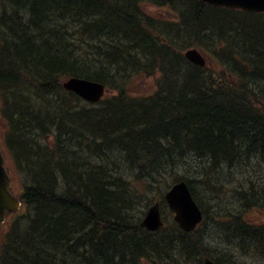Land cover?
I'll return each mask as SVG.
<instances>
[{"label": "trees", "instance_id": "1", "mask_svg": "<svg viewBox=\"0 0 264 264\" xmlns=\"http://www.w3.org/2000/svg\"><path fill=\"white\" fill-rule=\"evenodd\" d=\"M148 6L175 21L151 23ZM155 23H169L175 40ZM195 40L212 49L217 71L185 61ZM68 77L110 94L85 105L63 90ZM137 78L151 92H133ZM0 121L22 203L0 232V264H200L209 253L200 229L150 233L136 215L150 191L139 174L149 186L156 174L172 179L159 195L185 182L202 207L188 180L194 160V176L208 183L196 189L208 196L210 169L231 172L236 206L217 188L204 198L218 201L213 219H232L220 229L232 247L264 264V194H249L264 184L250 176L264 162V14L199 0H0ZM242 166L251 172L235 184Z\"/></svg>", "mask_w": 264, "mask_h": 264}, {"label": "rangeland", "instance_id": "2", "mask_svg": "<svg viewBox=\"0 0 264 264\" xmlns=\"http://www.w3.org/2000/svg\"><path fill=\"white\" fill-rule=\"evenodd\" d=\"M155 13L154 14H151L153 16H156L162 20H158V19H155L154 17H152L151 15H147L148 19L151 20V23L154 22V20H157V21H160V22H164V21H168V20H165V19H171V15L169 13H167L168 11L164 8H161V7H154L153 8ZM155 26H158L160 27L159 28V31L158 33H161V34H164V33H169L171 35L170 39L171 40H175V37H173L175 35V29H171V25L169 23H167V26H165V24H159V23H155L154 24ZM189 25V24H188ZM179 36L181 38V40H179L180 42L184 41L185 40V37L182 33H179ZM57 40V39H56ZM199 40H196L193 41L194 43H200L199 45L196 44V47L198 49V51L201 52V54L205 57L206 59V62L207 65H206V69L207 70H210L211 68H215L214 71H217V66L215 65V62H216V58L212 52V49L209 48V46H207L205 43L203 44V40H201L200 42H198ZM205 46V48H204ZM212 71V70H211ZM209 72V71H208ZM135 85L138 89H140V91H146V87L150 84V82H146L143 80V78H137L135 80ZM138 83V84H137ZM130 92H132V90H130ZM262 103V102H261ZM257 159H260L262 158L261 156V152L257 151ZM159 155V154H158ZM7 161H8V156H7ZM9 164V162H8ZM163 164V163H161ZM191 165H192V168L190 167V170L189 172L191 174H193V176H191V179H188V180H192V181H195V185H194V188H195V191H196V198H199L200 201L202 202V204L205 206V208L208 210V217L207 220H208V223L209 224H214V225H217V226H220L221 229H226V227L228 226V224H230L231 220L229 215H226L224 217H221L220 219H213V211L214 209L216 208L215 205H217L216 202H218L217 200H215L214 202L213 201H209V200H206L204 197H215L217 195V191L214 189V188H217V190L220 192V193H224L230 197H234V198H237L236 194H234V189H235V186L234 185H231V182H230V174L231 172H226L225 170H220L219 167L216 169V170H212L210 169V173L211 176L209 178V180H207L210 185L213 186L211 190V193L210 195L208 196V194H205V192H202L201 190H197V186L199 187V185L201 186H205V185H208L207 184H204L203 182H201V180L197 177V176H194V174L196 173V168L199 167V163L197 160H194V162L192 161L191 162ZM247 171V175L251 172V169L252 168H238L235 172V176L236 178L234 179V182L235 184L236 183H244L245 182V178H246V175H243V173L245 172V170ZM194 170V173L192 172ZM126 173H130V172H126ZM149 173L153 175V172L149 170ZM263 174V176L260 177V175ZM142 174H139V180H140V186L147 189V190H150L148 192V197H149V200L147 203H150L151 200H153L154 198H157L158 196V193L154 190H158L160 188H163V183L165 181H171L172 179L171 178H168L167 180H163V178L161 177V174H156L154 176V179L156 180L154 183H152L151 186H149V182L148 180L144 179V177L140 176ZM251 181H254V180H258V178H262L264 180V172H262L261 168L260 169H257L255 168L253 170V172H251ZM200 186V187H201ZM241 187H245L246 186H242L240 185ZM239 187V186H238ZM252 193L249 192L250 196L251 194L254 195L255 198H260V196L262 194H264V184L261 185V188H258V189H254V190H251ZM165 193V192H163ZM231 205H234L236 206L237 204H234V203H231ZM138 208H143V206H139ZM229 209V208H227ZM136 214V213H135ZM137 216L140 217L139 214H136ZM229 217V218H228ZM174 226L171 227V229L173 228ZM214 228L215 226H209L208 227V230H209V233L208 235H206L204 238H202L203 242H206L208 244H211L212 246H215L218 248V251L221 252H225L226 251V248H223V250L221 249L223 247V244L221 243L220 239H221V236H217V234H215L214 232ZM218 231H220L219 229H217ZM224 234L227 235V238L229 241H231V243L229 244V247H232L234 245V239H231L232 235L227 233L226 230L223 231ZM1 237H0V246H1ZM245 245L247 247H250L249 243H245ZM176 247L177 249L180 251L181 249V244L179 241H176ZM245 246H241L239 250H235V248L233 247V250L230 249L229 251V254H231V256H228V259L229 261L226 262L227 264H258L255 260H250L248 259V257H252V256H249V255H244L246 253V251L243 250ZM241 250V252H240ZM222 253V252H221ZM248 253V252H247ZM223 254V253H222ZM228 254V255H229ZM222 256V255H221ZM221 256H219L220 259ZM260 263V262H259Z\"/></svg>", "mask_w": 264, "mask_h": 264}, {"label": "water", "instance_id": "3", "mask_svg": "<svg viewBox=\"0 0 264 264\" xmlns=\"http://www.w3.org/2000/svg\"><path fill=\"white\" fill-rule=\"evenodd\" d=\"M204 3L226 8H237L249 12H264V0H201ZM186 58L199 66L204 65V61L199 53L190 50L185 53ZM67 90H73L79 97L86 100L97 101L103 95L104 87L98 83H92L87 80L71 78L65 84ZM4 160L0 151V228L4 220L5 212H17L19 209L18 200L9 192L11 188L10 180L4 169ZM166 201L169 208L175 213V222L185 231H191L195 223L199 220L197 208L184 183H178L173 186L166 195ZM159 208L154 206L147 214L142 223L148 230H156L161 226ZM204 264H212L210 260L205 259Z\"/></svg>", "mask_w": 264, "mask_h": 264}, {"label": "bare ground", "instance_id": "4", "mask_svg": "<svg viewBox=\"0 0 264 264\" xmlns=\"http://www.w3.org/2000/svg\"><path fill=\"white\" fill-rule=\"evenodd\" d=\"M185 42H187L186 40H184V43ZM190 50H195V51H197V47H194V46H188L187 48H185L184 50H183V52H182V56H183V58L185 59V61L186 62H188V59L186 58V56H185V53L187 52V51H190ZM147 53V52H146ZM134 60V59H133ZM137 66V65H136ZM139 67V66H138ZM137 68V67H136ZM59 70V69H58ZM56 71V70H55ZM136 83H135V81H134V84L132 85V87H133V92H141L140 91V89H138L136 86H134ZM138 84V83H137ZM68 93H72V94H74L76 97H79L78 96V94H76V92L75 91H73V90H68L67 91ZM110 94V93H109ZM100 101H95V100H86V99H84V101L82 102L83 104H85V105H88V106H90V107H96L97 106V104L99 103ZM198 161V160H197ZM198 163H199V166H201L202 165V163L200 162V161H198ZM243 168H245V166H242ZM254 168H257V169H260L261 168V170H262V172H264V162H258V161H256V164L254 165ZM238 169V168H237ZM200 170V169H199ZM192 181V180H191ZM195 182V181H194ZM178 183H181V182H178ZM177 183V184H178ZM182 183H184L185 184V186L187 187V190H188V192H189V194H190V196L193 198V195H192V193H191V191H190V188H189V186L185 183V182H183L182 181ZM194 185H195V183H194ZM195 189V188H194ZM154 191H158L157 193H158V196H157V198H154L153 200H151L150 201V203H148V204H146L145 205V208H143L142 209V211L139 213V215H140V217H139V223H138V225H139V227L141 228V229H144L145 231H147V232H150V233H156V232H158V231H162V232H164V234H166L167 232H165V230H163V228L164 227H167L168 229H169V231L171 230V227L172 226H177L178 228H179V230H180V232H182V233H185V234H187V235H192V234H194L196 231H198L199 229H200V235L202 236V238H204L206 235H208V233H209V230H208V227L209 226H215V228H214V232H215V234H217V236H221V239H220V241H221V243L223 244V247L221 248L222 250H223V248H226V251L225 252H223V251H221V252H219L218 251V248L217 247H215V246H212L211 244H208V243H206V242H203L204 243V245L207 247V248H209V253H207V256L208 257H203V259H206V258H212V255H214V256H223V257H228V256H231V254H229V251H230V249L231 250H233V247H229V244L231 243V241H229L228 240V238H227V235L226 234H224L223 233V231H218L217 229H221V227L220 226H217V225H214V224H209L208 223V220H207V218H209L208 217V210L205 208V206L204 205H202V207L201 206H199L198 207V202L196 203V202H194V204H195V206H196V208H197V215H198V217H199V220L195 223V227L191 230V231H185L184 229H182L178 224L176 225V224H174V221H173V217H172V210L169 208V205L167 204V201H166V195L168 194V192L167 191H165V193H163V195L162 194H160L159 195V193H160V191H159V189L158 190H154ZM162 195V196H161ZM194 199V198H193ZM230 202L231 203H234V204H238L237 203V200L235 201V198L234 197H230ZM154 206H157L158 208H160L161 209V212H162V214H161V216H162V220H163V224H161V226H159L156 230H148V229H146L144 226H142V223H143V221L145 220V218H146V216H147V214H148V212L154 207ZM89 224V223H88ZM87 224V225H88ZM86 225V226H87ZM91 225V224H90ZM98 225V224H97ZM77 226V225H76ZM79 227V226H78ZM83 227H85V226H83ZM86 228V227H85ZM81 229V228H80ZM83 230V229H82ZM112 231V230H111ZM113 235V234H112ZM110 237V236H109ZM87 241V240H86ZM176 241H177V238L174 240V242H173V244H172V246H173V249L176 251V252H178V250H177V247H176ZM91 242V241H90ZM87 243V242H86ZM85 243V245H87ZM84 245V244H83ZM97 245V244H96ZM84 247V246H83ZM87 248V247H86ZM94 248V247H93ZM99 248V247H98ZM88 250H89V248H87ZM93 250V249H92ZM91 250V251H92ZM97 251V250H96ZM229 254V255H228ZM202 259V260H203ZM214 259H215V261H216V259L219 261V263H224L225 262V260L224 259H220V258H218V257H214Z\"/></svg>", "mask_w": 264, "mask_h": 264}]
</instances>
